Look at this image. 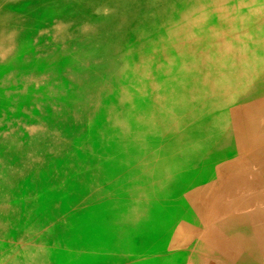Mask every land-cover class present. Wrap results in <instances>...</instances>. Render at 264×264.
Masks as SVG:
<instances>
[{
  "label": "rangeland",
  "instance_id": "rangeland-1",
  "mask_svg": "<svg viewBox=\"0 0 264 264\" xmlns=\"http://www.w3.org/2000/svg\"><path fill=\"white\" fill-rule=\"evenodd\" d=\"M6 1L0 0V26H8L6 34L0 36V48L6 49L4 58L0 59V180L3 182L0 185V209L7 211L9 216L0 219L3 227L0 264H13L14 261L19 264H158V258L162 264H264V202L260 203L264 200V172L258 171L257 165L251 162L241 165L245 169L238 171L233 179L231 175L227 176L228 172L225 175L229 148L216 154L214 151L208 158L204 155L193 164L176 161L177 158L169 154L163 164L165 169L157 176L165 182L149 194L150 200L159 206V213L152 218V222L158 220L159 225L152 229L145 226L140 233L138 229L130 228L126 235L129 236L131 231L132 246L136 249L121 246L110 251L109 243L103 241L104 233L115 232L116 223L125 221L123 215L117 217L115 214L113 218L114 211L103 210L111 205V201L121 202L122 210H125L130 202L127 193L136 195L144 187L133 181L128 184L126 193L117 194V197L114 194L112 179L117 178L119 172L112 163V149L114 137H118L117 132L121 130L113 131L111 112L126 114L131 103L144 106V98L130 99L145 91L147 60L154 62L150 70L154 73L163 63L164 55H174L178 48L176 39L184 19L194 8L193 3L205 2L206 7L198 19L200 24L205 22L209 11L221 10L220 15H225V28L217 26V31L221 37L225 35V50L230 54L232 51L235 54V49L243 51L242 56L244 53L252 55L253 51L250 35L255 31L251 25H245L249 21V11L255 6L263 8L264 0H68L69 5H75L69 15L47 6L41 9L42 14L20 23L27 26L30 33L23 34L21 30L14 36L11 35V22L19 16L13 13V18L9 16L4 10ZM31 4L24 2L22 10L26 12ZM109 12H118V16L109 19ZM55 17L61 21L57 41L48 32L55 24ZM81 25L90 27L93 34H79ZM244 25L245 29H241ZM238 27L236 38L234 32ZM208 29L191 35V45L199 54L205 51V45L194 39L206 36ZM159 38L170 42L162 48L164 50L153 46ZM76 40H81L83 46L77 47ZM46 42H49L46 51L41 52ZM56 43L68 49L69 58L55 56V64L51 66L45 61ZM218 52L222 53L223 49ZM39 55L45 58L44 62L34 64ZM175 59V64H165L163 68L178 69L181 61ZM239 59L243 60L242 57ZM228 61L225 62L224 79L213 71L201 86L200 108L208 112L215 108L214 114L207 116L210 132L217 128L221 130V123L228 118V132L238 133V138L243 134L244 144L253 146L261 140L259 131L264 132V116L254 115L261 112L258 108L264 110V62L258 64L251 56L248 65L251 68L259 66L252 71L241 69L243 64L242 67L239 63L235 67L232 62L229 65ZM121 67L127 70L126 77L108 89L105 78L108 75L116 78L113 70ZM251 73L262 77L257 83L252 82L251 88L248 86L236 95L245 100L228 101L230 94L226 96L225 91L224 104L223 90L241 86V79L244 77L248 81ZM72 76L83 79L81 82L87 86V92L91 85L86 83L91 84L89 78L94 77L100 81V90H96L94 96L90 95L86 104H75ZM153 79L159 80L151 77ZM105 88L109 91L104 92ZM124 92L126 95H121ZM75 108L81 109L78 126L71 121L75 127L64 128V120L72 118L69 117L70 110ZM85 110L88 113L95 110L94 116L88 118ZM120 118L126 120L129 117L123 115ZM178 121L185 122L186 117ZM30 125L37 128L32 135L26 129ZM224 139L225 133L216 142ZM117 142L118 146H126ZM145 144L144 139H139L135 145L123 148L126 159L123 163H128V168L137 164L133 173L135 181L139 182L158 154L154 146L150 155L148 151L144 153L146 158L142 161L139 155L146 149ZM131 158L135 161L131 162ZM124 164L120 168L123 169L121 176L128 169ZM250 165L253 168H248ZM5 180L10 183L4 185ZM40 180L44 184L38 187ZM231 212L239 214L218 226L228 234L224 239L217 229H212V223L226 218ZM101 214L105 218V227L99 221ZM145 223L147 217L144 214L141 221L133 225ZM243 226L247 229L242 230ZM46 231L51 235L40 240L39 235ZM143 235L149 237V242L141 249ZM156 237L163 240L160 248L152 242ZM239 245H250L251 249L239 254ZM165 254L172 257L165 258Z\"/></svg>",
  "mask_w": 264,
  "mask_h": 264
},
{
  "label": "bare ground",
  "instance_id": "bare-ground-1",
  "mask_svg": "<svg viewBox=\"0 0 264 264\" xmlns=\"http://www.w3.org/2000/svg\"><path fill=\"white\" fill-rule=\"evenodd\" d=\"M26 1H30L32 2V4L27 8L25 12L24 10H22V6L24 2ZM87 1L90 2L93 0H87ZM6 2L7 3L4 7V10H7V12L9 13V16L13 18V15L11 13L19 16L16 20L14 19L15 20L14 22H11L12 23V31H11L12 36L16 35L21 30H23L22 32L23 34L30 33V32H27V26L25 27L23 24H20V23L22 21H26L30 18H33L37 14L38 15L42 14L44 11L41 12V9L45 7L46 8L50 7L51 10L62 11L64 12V14H68V15L75 8L74 4L69 5L68 0H7ZM203 3H201L200 1H198V3H193L194 5L192 6H194V8L191 9V11L188 13L187 18L184 19V22L180 30V35L176 39L177 42L175 41L178 48L174 51V55L173 56L164 55L163 63L157 68V72H154V73L150 72V70L153 68L152 64H154V62L151 60H147V62L149 63V69L145 71V77H147V82H148V84H146L144 87L145 91L142 95H136L130 99L131 101L133 100V98H144L143 99L144 106L138 107L135 103H131L130 105L131 107L126 112V114H116V113L114 114L113 112H111V117H112L111 127L113 131H117L118 128H120L121 130L117 132L119 138L114 137L115 142H114V148L112 149V155H113L112 163H113L115 170L119 172L117 175L118 179L114 177L112 179V183L115 186L114 194L117 197L118 196L117 194L121 195L123 193H126L128 184L133 181L141 183L140 185L144 187H141L143 188V190L138 192L139 194L136 193V195H134V192L127 193L128 198H130L129 199L130 202H128L129 207L125 208V210H122L123 204L121 202H113V201H111V205L107 206L103 210V211H110V210L114 211L112 212L113 218L116 215L117 217L120 215H123V219L125 220V221L116 223L115 232L109 230L103 235V241L109 243L108 248L110 251H115L117 250V248H122L121 246H126V247L130 246L131 249H136L135 247L132 246L131 231H130L129 236L126 235L129 232L130 228L134 230L138 229L137 231L138 233H140V231L142 232L144 231L145 226L146 228L152 229L159 225L158 220H156V222H152V218L157 213H159V206H158V203L154 202V200H150L151 195L149 194H153L154 193L153 189L158 187L159 184H164L165 179L157 178V176H159V174L165 169L163 164L167 160V156L169 154H173V156L177 158L176 161L183 160V162L187 161L193 164L194 162H197L199 159H203L204 155H205V158H208L214 151L216 154L219 150L221 151L222 149L225 148V151H226L229 148V150L231 151L227 159L225 160V165H224L225 175L228 172L227 176L231 175L233 179L234 177L238 175V171L245 169L241 167V165H244L247 163L250 164L251 162L254 163V165L255 164L257 165L256 167L258 171L264 172V132L259 131V133L261 134L260 135L261 140L260 142H258V144H254L253 146L249 144L248 145L244 144L243 134L241 137L238 138L237 137L238 133L233 135L228 132L229 130L228 129V118L221 123V128H222L221 130H218L217 128V129H213L214 130L213 132H210L209 129L211 128L209 126L210 123L207 120V116L213 115L215 108H213L214 111H210V112H208L207 110H204L205 108H200L201 98L199 95L201 86L204 84L207 77L212 75L213 71L218 76H223V79L225 78L226 60H229L228 61L229 65L232 62V64L234 63V67H235L236 64L239 63L241 64V67H242V64H243L244 66L241 69L243 70L252 69V71H255L256 67L251 68L248 65L251 56L252 58L257 60L258 64L264 62V14L262 15L260 14V12L264 11V7L262 8L260 6H255L256 8L253 11H249V14H250L248 18L249 21L246 22L245 25L246 27L251 25L255 31L254 34L250 35L251 43L253 45V51H252V55L244 53L241 56V52L243 51L239 50V52H237V50L235 49V54H234V51H232V53L230 54L229 52L225 50L226 49L225 48V35L221 37L217 31V26H222L225 28V15L223 14V17L220 15L221 10L219 8L216 9L217 12L209 11V13L206 15L207 17L205 18V22L203 24H200V22H198L200 14L203 13L204 7H206L205 4ZM85 5H86V2H85ZM126 6L127 5H125V7ZM78 7L80 8L81 6H77V8ZM9 9H11L10 12H9ZM108 15H109V19L111 18L113 19L114 17L118 16V12L117 13L109 12ZM59 20L60 19L55 17V20H53L55 24L52 25V29L48 30V32L52 34L55 41L59 39L58 35H59V32L61 31V24H60L61 21ZM245 25L243 26L244 28L242 27L241 29H245ZM168 27H165V29ZM2 28L0 26V36H4L6 34L8 26H6L5 28L4 27ZM206 28H209L206 36H201V37H197L194 39L198 43L204 42L205 51L199 54L196 52L195 46L191 45L192 44L190 42L192 39L191 35L198 34V32H202ZM165 29L164 31H166ZM238 31H239V27H238V30L234 32L236 33V38H238ZM85 32H87L88 34H93V30L90 27L81 25L79 28V34L80 33L85 34ZM209 38L213 40H210ZM25 40H26V37L23 39L22 42L24 43ZM80 41L81 40L75 41L77 47L83 46V43ZM169 43L170 42L168 40H160L159 38L153 44V46L158 47L160 50H164L162 48L167 46ZM48 44L49 42L44 43V49H41L40 51L45 52ZM52 47L53 48L49 51V56L47 57L48 59L45 61V63L51 66L55 64V56L58 59L60 55H63V57L65 58H67L66 56H68V53L66 52L68 49L66 47H59L57 43L53 44ZM240 47H241V44H240ZM219 49H223V52L222 53L218 52ZM5 54H6V49L0 48V55H1L0 59L4 58L3 56H5ZM238 54L240 57L238 56ZM212 56L214 60L211 58ZM175 57H177L181 61V64L179 65L178 69L172 71V70L163 68L165 64H172V65L175 64L176 63ZM241 57L243 58V60L239 59ZM43 59L45 58L42 57V55L37 56V58L34 59L35 61L34 64L36 63L41 64L40 61L44 62ZM139 61H140V58H139ZM140 62L142 63V61ZM221 62H223L222 65H218V63H221ZM258 67L259 66H257V68ZM118 69L119 70H113V73L115 74L116 78L113 79L110 75H108L107 78H105L104 83L108 89H111L116 83H118L119 81H121L122 79L126 77L125 74L127 70H124L123 67L118 68ZM120 71L121 72L123 71V72L121 73ZM236 71L241 72V70H236ZM151 77H155L159 80H154V79L151 80ZM241 77H242V73H241ZM261 77H262L261 74L256 75V74L251 73L248 81L245 80L244 77L241 79V86L239 85L238 87L231 88V89L229 87V88H226L227 90L224 89L222 92V95L224 96L223 103L225 104V91L227 92L226 96L230 94V97L227 98L228 101H235V100L244 101L245 100L244 98H241V97L237 98L236 95H239L243 91H245L246 88L252 82L257 83V80L260 79ZM89 80L91 84L89 83H86V84L91 85L92 91L90 90V92H87L86 91L87 86L83 82H81L83 81V79L76 77V76L75 77L72 76V84L75 88L73 95L76 97V100L74 101L75 104H78V103L82 104L84 102H85L84 104H86L87 101L90 100V95L94 96L93 93H95L96 90H100V87H98V84H100V81L98 82L94 77H90ZM124 85L125 84H123V86ZM108 89L105 88L104 92H108L109 91ZM126 93L121 94V95L125 96ZM139 109H143V110L139 112ZM258 109H260L261 112L258 111V113L254 115H261L263 117L264 110L262 108H258ZM83 112L87 114L88 118H91L95 114V110L91 111L90 113H88L86 110ZM70 114L71 116L69 117H72V118L68 120H64V124H63L65 126L64 128H74L75 126H73V124H76V126H78L77 119L79 117V114H81V109L79 110L75 108L73 110H70ZM123 115L128 116L129 118L126 120L120 118V117H123ZM183 117H186L185 122L178 121L182 119ZM254 118L255 117H253V119ZM71 121L73 124L70 123ZM249 122H252V121H249ZM26 129H27V133L29 135H32L36 133L37 128H36V125L35 126L30 125ZM223 133H225V139L221 140V142L219 141L216 142L219 136H221V134ZM139 139H144L146 142L144 146V148L146 149L140 151V152H143L139 155V158L141 160L146 158L144 154L145 152L148 151V154L150 155L152 147L155 146L154 149H157L158 151V154L156 155L155 160L151 162V166H150L148 173L144 174L143 176L142 175L139 176V178L142 176L140 179V182L135 181L136 180L135 174L133 173L134 168L137 166V164H131L128 168V163H125V164L123 163V161L126 160L123 157V148H126V146H129V145L131 146L135 145ZM162 140H165V141H162ZM117 141H119V143L121 144H125L126 146L124 147L118 146ZM130 161L133 162L135 161V159L131 158ZM120 162L122 163L120 164ZM123 164H124V168L125 169L128 168V169L125 171V174L121 176L122 174L120 171H122L123 169L120 170V168H122ZM248 168H253V166L250 165V167ZM1 173L2 172L0 171V174ZM39 177H40V174H39ZM9 183H10L9 180L4 181V185H8ZM1 184H3V182L0 180V185ZM43 184H44V181L40 180V184L38 187H41ZM144 214L147 217V223H145L143 226L133 225V223H137L141 221ZM7 215H8L7 211L3 210L2 212V210L0 209V219L1 220L6 219ZM99 221H100L101 226L105 227L104 226L105 218L103 217L102 214L100 215ZM2 229L3 227L2 225H0V232L2 231ZM245 229H247V226L242 227V230H245ZM49 235L51 234L48 231H46L42 233L41 235H39V238L40 240H44L48 238ZM61 237L62 236H60V238ZM161 239L162 238L160 237H156L152 239L153 244L157 248L158 247L160 248L163 244V240ZM141 240L142 241H141V245L139 246V248L144 249L145 243L147 241L149 242V237L148 236L146 237V235H143L141 237ZM166 257L170 258L172 256L165 254V258ZM189 259H192V258H189ZM161 262L162 261H160V258H158V262L156 263L162 264ZM13 264H19V263L17 261H14Z\"/></svg>",
  "mask_w": 264,
  "mask_h": 264
},
{
  "label": "crops",
  "instance_id": "crops-1",
  "mask_svg": "<svg viewBox=\"0 0 264 264\" xmlns=\"http://www.w3.org/2000/svg\"><path fill=\"white\" fill-rule=\"evenodd\" d=\"M261 197H263V195H260ZM264 202V200H262L260 203ZM261 205V204H259ZM262 206H260L261 208ZM264 207V206H263ZM239 214L238 212H231L230 214H227L226 218H221L220 220L218 221H215V223H212L214 226L212 227V229H217V232L219 231L220 233V236L223 237L225 239V235L228 237V234L225 232L224 228L223 227H218L220 225L221 222H224L225 223V220H230L232 219L233 217H235L234 215H237ZM250 233V232H249ZM248 233V235H250ZM239 250V254H243L244 252H247L249 249H251V246L250 245H245V246H242V245H239L237 247Z\"/></svg>",
  "mask_w": 264,
  "mask_h": 264
}]
</instances>
